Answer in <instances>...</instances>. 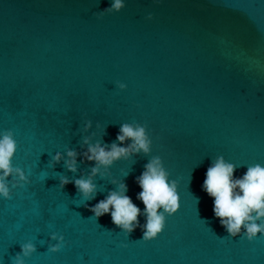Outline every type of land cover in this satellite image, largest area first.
Returning a JSON list of instances; mask_svg holds the SVG:
<instances>
[{
    "label": "water",
    "instance_id": "1",
    "mask_svg": "<svg viewBox=\"0 0 264 264\" xmlns=\"http://www.w3.org/2000/svg\"><path fill=\"white\" fill-rule=\"evenodd\" d=\"M124 2L98 19L111 0H0V132L14 131L13 166L31 173V184L0 198V264H14L29 241L37 252L25 264H264V236L229 237L202 188L217 156L237 165L236 178L264 165V0ZM125 122L147 125L151 156L178 182V212L147 242L139 227L127 237L110 214L88 209L114 179L143 211L136 178L150 156L96 176L88 207L59 177L87 176L93 163L78 155L72 173L51 162L67 148L86 151L84 137L110 144ZM53 232L66 241L56 253Z\"/></svg>",
    "mask_w": 264,
    "mask_h": 264
},
{
    "label": "clouds",
    "instance_id": "2",
    "mask_svg": "<svg viewBox=\"0 0 264 264\" xmlns=\"http://www.w3.org/2000/svg\"><path fill=\"white\" fill-rule=\"evenodd\" d=\"M124 0H111L110 7L96 13L98 19L105 13L120 12L125 7ZM147 19H152L150 13ZM119 89L124 90L127 85L117 83ZM92 126L89 120L85 123L87 131ZM100 125L98 124L97 127ZM106 135V128L104 130ZM126 141H130L125 145ZM83 145H87L86 151L78 153L75 149L67 148L65 153L56 152L51 157L53 167L63 160L67 171H78L77 157L92 162L93 166L87 176H80L70 180L67 176L60 175L59 187L62 190L69 183H74L79 196L83 199L84 206L88 207L87 201L95 199L99 191L94 182L96 176L102 179L111 175V166L121 160H127L133 156L143 154L150 156L144 165V171L136 178L141 191L136 199L144 205L143 211L133 203L127 195L128 186L123 181L111 180L115 185L107 196L91 206V211L96 219L110 214L111 222L121 229L128 237L136 228L142 231V240L151 241L164 231L168 217L176 214L180 208V196L178 182L170 179V173L164 166L160 156H151L152 139L147 125L138 122L122 123L116 135L115 141L102 143L101 140L92 142L91 137H84ZM18 150V142L15 133L11 129L0 132V198L11 200L13 190L24 189L31 184L30 175L20 167L13 166V159ZM246 172L239 177H234L237 165L227 161L222 155L213 159L207 168L202 185L203 190L213 197L214 217L219 219L220 225L228 233L229 237L240 236L252 242L258 235L264 236V165L256 163L248 165ZM197 201L199 198H196ZM143 216L145 223L140 224L138 217ZM206 224L207 220L202 219ZM51 239L57 241L48 246L51 253L59 252L66 244L63 235L53 232ZM21 251L13 257L14 264H25L37 252L36 246L31 242L20 244Z\"/></svg>",
    "mask_w": 264,
    "mask_h": 264
}]
</instances>
